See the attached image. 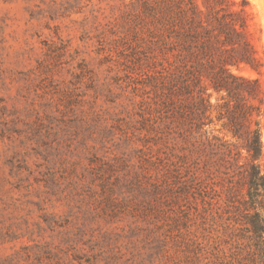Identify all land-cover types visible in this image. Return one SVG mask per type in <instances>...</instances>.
<instances>
[{
  "label": "rangeland",
  "instance_id": "1",
  "mask_svg": "<svg viewBox=\"0 0 264 264\" xmlns=\"http://www.w3.org/2000/svg\"><path fill=\"white\" fill-rule=\"evenodd\" d=\"M144 1L0 0V264H264L239 169L162 111ZM246 1L260 65L231 70L263 90L264 175V0ZM210 101L203 130L244 161Z\"/></svg>",
  "mask_w": 264,
  "mask_h": 264
},
{
  "label": "trees",
  "instance_id": "2",
  "mask_svg": "<svg viewBox=\"0 0 264 264\" xmlns=\"http://www.w3.org/2000/svg\"><path fill=\"white\" fill-rule=\"evenodd\" d=\"M247 5L246 0L144 1L163 31L160 55L164 74L158 94L162 111L168 123H176L197 150L209 149L216 156L213 164L239 169L237 175L246 183L254 209L247 231L264 257V218L255 210L264 191L260 126L255 118L261 114L263 90L258 79L231 70L241 66L258 70L260 65L251 42ZM212 93L220 94L222 101L218 118L225 119L223 125L232 137L244 142L246 159L242 162L229 143L216 135L208 137L203 130L211 121Z\"/></svg>",
  "mask_w": 264,
  "mask_h": 264
}]
</instances>
